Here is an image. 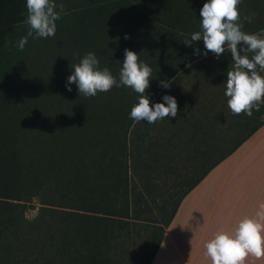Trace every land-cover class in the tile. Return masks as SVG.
Segmentation results:
<instances>
[{"label": "crops", "instance_id": "crops-1", "mask_svg": "<svg viewBox=\"0 0 264 264\" xmlns=\"http://www.w3.org/2000/svg\"><path fill=\"white\" fill-rule=\"evenodd\" d=\"M232 63L227 49L193 62L150 104L171 95L177 117L130 129V221L132 231L149 225L146 264H211L205 243L264 204V105L251 117L231 112L224 84Z\"/></svg>", "mask_w": 264, "mask_h": 264}, {"label": "rangeland", "instance_id": "rangeland-1", "mask_svg": "<svg viewBox=\"0 0 264 264\" xmlns=\"http://www.w3.org/2000/svg\"><path fill=\"white\" fill-rule=\"evenodd\" d=\"M55 2L63 3L65 12L56 21L54 37H29L20 51L16 43L29 30L24 23L26 10L0 49V264H70L72 260L73 251L64 240L65 210L55 206L58 192L78 167V155L68 147L67 99L72 91L67 90L66 81L72 66L86 53L102 56L96 53V46L79 41L72 33L84 3ZM252 3L256 10H246ZM238 8L241 17L252 16L264 23V0H242ZM154 9L143 11L149 15ZM119 24L121 28L134 26V21L123 15ZM114 25L99 27L100 33L109 34L116 29ZM74 93L82 97L78 88ZM120 151L121 147L108 139L104 149L85 159V166L95 169L88 180L100 194L115 196L124 190H119L113 178V172H125ZM116 204L121 207V202ZM147 236L149 225L132 231L130 222L128 239L119 238L110 248L111 264H146L149 251L141 246V240Z\"/></svg>", "mask_w": 264, "mask_h": 264}, {"label": "trees", "instance_id": "trees-1", "mask_svg": "<svg viewBox=\"0 0 264 264\" xmlns=\"http://www.w3.org/2000/svg\"><path fill=\"white\" fill-rule=\"evenodd\" d=\"M81 1L84 7L71 27L72 33L79 41L86 40L97 47L96 53L102 56L98 58L100 68L108 67L117 80L125 59L124 50L127 48L139 54V59L153 69L150 86L145 93L150 104L165 89L160 86L161 80L171 82L188 65L206 57L193 54L197 48L201 53L205 51L203 40L194 42L192 46L185 45L183 41L201 30L200 9L207 0ZM150 7L155 8L154 12L145 14L143 9ZM254 7L252 3L246 10L254 11ZM26 10V0H0V49ZM123 15H128L134 26L121 28L119 19ZM241 22L242 30L247 33L264 29V23L254 17L251 23L241 17ZM111 23L116 29L109 34L100 33L99 27L102 29ZM210 54L213 53L209 52L207 56ZM75 88L77 85L73 83L72 93L67 99V138L71 139L72 144L68 143L71 153L78 155V167L72 170L67 183L58 192L55 206L65 210L62 212L65 214L64 226L67 227H64V240L73 251L70 264H111L109 251L113 242L119 238L128 239L130 234L128 139L135 123L130 112L138 103V94L129 87L114 86L109 92L98 93L95 97L78 98ZM108 139H113L121 147L122 170L125 171L124 174L120 170L119 173L113 172L119 190L124 189L121 193L117 191L115 196L108 192L100 194V189L88 180L95 169L85 166V159L104 149ZM65 158L66 153H63V162ZM118 201L121 207L116 204Z\"/></svg>", "mask_w": 264, "mask_h": 264}, {"label": "clouds", "instance_id": "clouds-1", "mask_svg": "<svg viewBox=\"0 0 264 264\" xmlns=\"http://www.w3.org/2000/svg\"><path fill=\"white\" fill-rule=\"evenodd\" d=\"M241 3L242 0H207L200 9L201 30L193 32L183 43L192 46L194 42L203 40L205 51L201 53L195 49L193 54L197 56H207L211 52L218 59L226 49L231 53L233 63L224 84L227 104L234 115L251 117L264 105V29L255 33L242 30L238 8ZM26 9L24 23L29 30L16 43L20 51L25 49L29 37H54L56 21L65 12L64 4H57L55 0H26ZM244 20L251 23L252 16H245ZM124 56L117 80L108 67L100 68L94 52L86 53L79 63L72 66L73 72L66 81L67 90L71 92L70 85L75 83L80 96L95 97L98 93L109 92L114 86H126L138 94V103L130 112V118L135 122L146 120L153 124L165 117H177L178 103L171 95L162 97L164 103L150 106L149 96L145 93L150 86L153 69L134 51L126 48ZM160 86L170 88V82L161 80ZM204 247L211 264H244L249 255L257 259L264 257V204L259 206L254 217L241 219L233 231H218Z\"/></svg>", "mask_w": 264, "mask_h": 264}]
</instances>
